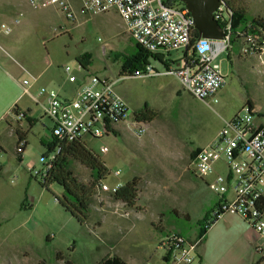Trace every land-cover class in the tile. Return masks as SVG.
Masks as SVG:
<instances>
[{"label":"rangeland","instance_id":"1","mask_svg":"<svg viewBox=\"0 0 264 264\" xmlns=\"http://www.w3.org/2000/svg\"><path fill=\"white\" fill-rule=\"evenodd\" d=\"M237 1L248 17H264V0ZM71 3L73 16L68 17L55 5L35 7L29 0H0V51L24 66L49 59L59 71L65 72L64 67L70 65L80 79L98 76L115 81L131 113L146 109L155 113L153 120H145L149 128L141 137L124 130L117 136L85 138L89 149L109 168L104 181L110 185L118 178L129 180L146 162L149 164L140 175L138 192L139 205L146 210H134L124 219L113 212L114 197L104 194L103 209L94 198L93 205L99 209L94 213L91 210L93 225L91 218L81 224L68 213L57 200L62 186L53 183L46 188L34 175L36 169H44L52 160L53 152L38 140L44 120L50 130L53 128V122L43 113L38 127L30 131L32 142L23 162L10 149L13 139L3 137L10 150L7 154L0 148V264H97L115 253L140 259H129L132 263L148 259L160 264L164 252L159 240L172 231L196 239L201 219L217 199L206 181L195 176L192 158L215 138L225 119L245 111L249 100L254 112L264 114V70L259 71L257 57L238 58L240 47L235 43L233 50L219 57L227 80L217 100L209 104L185 92L173 76H121L122 60L136 51L137 42L118 11L113 8L94 14L83 10L80 0ZM3 23L12 26L11 33L1 29ZM150 61L159 70L164 69L160 61L153 57ZM0 126L5 128L6 123ZM102 145H108L109 152L102 153ZM73 168L82 180L92 178L88 167L74 162ZM117 170H121L118 177L114 175ZM232 216L233 237L239 242L231 247L225 241L213 249L221 264H239L244 257L249 258L255 242L254 227L239 214L224 220ZM104 218L109 221L101 226ZM236 218L243 219L242 223Z\"/></svg>","mask_w":264,"mask_h":264},{"label":"built area","instance_id":"2","mask_svg":"<svg viewBox=\"0 0 264 264\" xmlns=\"http://www.w3.org/2000/svg\"><path fill=\"white\" fill-rule=\"evenodd\" d=\"M83 10L97 14L116 9L123 19L127 31L138 44L163 63L159 70L148 62L136 70L133 77L168 75L175 77L181 88L194 97L209 104L225 85L227 76L223 73L219 57L240 47L243 57L254 56L259 61V71L264 70V23L246 21L235 28L234 13L225 0L215 10L214 16L225 32L222 39L196 37L195 21L184 4H169L166 0H80ZM35 7L55 5L68 17L73 16L71 0H29ZM4 32L10 33L12 26L2 24ZM235 37L237 41L235 42ZM70 81H76L70 65L65 67ZM31 78L35 77L31 75ZM31 79H24V92L36 102H41L46 114L53 121L52 141H85V138L102 139L115 133L120 125L127 124L137 137L147 132L149 125L139 121L126 99L115 88V81L88 76L75 98H63L55 89L42 87L37 95L30 91ZM44 96L45 100L40 97ZM217 100V99H215ZM20 116L24 113L20 112ZM27 140L20 137L18 153L24 152ZM108 145H102V153L109 152ZM56 147L52 160L42 170H35L36 178L43 181L51 162L59 153ZM219 164L224 168L219 169ZM191 166L195 176L207 182L209 188L219 195V201L206 221V226L225 214H239L244 217L262 237L256 247L262 264L264 260V114L254 112L248 104L243 113L225 119L224 125L208 144L199 149L192 158ZM119 176L121 170L115 171ZM122 183L110 185L103 181L95 197L105 204L104 194L114 197L113 212L129 218L132 210L128 203L115 198ZM202 238L189 239L180 232L172 231L159 241L164 252L162 264H203L200 253ZM144 264H155L150 260Z\"/></svg>","mask_w":264,"mask_h":264},{"label":"crops","instance_id":"3","mask_svg":"<svg viewBox=\"0 0 264 264\" xmlns=\"http://www.w3.org/2000/svg\"><path fill=\"white\" fill-rule=\"evenodd\" d=\"M6 34H9V33H6ZM239 55L240 54L238 53L237 54L238 58H240ZM154 57L155 56H153V58ZM241 58H248V56L247 57L242 56ZM64 70H65V67H64ZM30 74L33 75L35 78L32 79ZM28 78H30L32 82L29 89L33 94L37 95L40 89L42 87H45L47 89L57 90L63 98H67V99L75 98L78 91L82 87L83 83L87 79L86 77L83 80L77 76L76 81H70L68 74L65 73L63 69H60L59 71L55 67V64L52 61H49V59H46L44 62H41L37 65L30 64L29 66H24V65L17 63L5 51H0V123L2 122L6 123L5 128L0 126V148L3 149L5 153L7 154L9 153V150L12 149L13 153L17 156V159L19 160V162H23L24 158H26L28 154V147L30 143L32 142L29 136L30 131L38 127V123H39L38 119L41 115H43V113L47 115L43 107V104L41 102H36V100H34L30 94H27L24 92V86L22 83L24 79H28ZM44 98H45L44 96L40 97L41 100H44ZM215 99H217V95L216 97H214V100ZM34 103L36 104V106L34 105ZM41 110H44V111L42 112ZM20 112L24 113V115L20 116L19 115ZM133 113H135V111H133ZM50 120L52 121L51 118ZM44 121L45 122H42L43 127L39 131L38 140L43 147H46L48 149L46 143H49L52 141V138H51L52 129L50 130L49 124L47 123L46 120ZM1 128H4L5 130L7 129V131H4ZM124 130H130L127 124L120 125L118 130L112 134L117 136V134L119 133L123 134ZM5 135L13 139V142L9 144V146L12 148L8 150H7V147H5L4 145L5 138L3 137ZM20 137H24L27 140V146L24 149V152L22 153H18L17 151V144H18V140ZM42 157H44V154L42 155ZM148 167H149V164H147L146 162V164L139 171H137L129 180H126L124 182L122 181L121 178H118L117 180L111 181L112 182L111 185H115L117 183L124 184L134 178H139V183H140V175L142 174V172H145ZM1 169L2 167L0 166V171ZM114 175L118 177L115 174V172H114ZM216 197L217 199L214 200L211 210L207 212L204 215V217L201 219V222L202 221L203 222L202 223L200 222V225H202L205 222L204 220L205 216L208 219L213 209L218 204L219 195H217ZM103 205L104 204L100 205V209L104 208ZM128 207L130 209L132 208L131 209L132 212L135 210L136 213H139V211L145 209L144 206L140 207L139 205V194H138V199L135 205L131 206L128 204ZM98 209H99L98 206H96L95 204L94 205L92 204L93 213L94 211H97ZM93 213H92V217H93ZM98 214H101V213H98ZM227 216H231V213L230 214L227 213L221 219L217 220L215 224H213L208 229L206 235L204 236V239L202 240V243L200 245V253L202 256L203 264H221L219 262V259L214 255L215 251L213 249L219 248V246L222 245V243H224L225 241H228L229 243H231L232 244L231 247L235 246L239 242V241L235 242V239L233 237V230L235 226L232 224V222L235 220V217L232 216V217H229L227 220H224L225 217ZM92 217L90 221L91 225H93ZM122 218L128 219L126 217H122ZM236 219L242 223L243 219H240V218H236ZM102 220L104 221V224L101 223V226L105 225L106 224L105 222L109 221L107 218H104ZM245 226L247 227L246 224ZM199 232H198V235H199ZM252 233L254 235L255 242H254V245L252 244L251 250L254 251L256 250V247L259 244V242H256V241H261L263 239L253 229H252ZM251 250L248 252L249 258L244 257L243 259L240 260L241 262L239 264H243V263L244 264H259L260 263V260L256 258L255 253H253V251ZM115 254L127 260L129 264H144V262L148 260L147 259L143 262L132 263L130 262L129 259L131 260H137V259L140 260V259L130 258L129 256H128V259H126L124 256L118 253H115ZM163 255L164 253L161 256V260L163 258ZM160 264H162V261L160 262Z\"/></svg>","mask_w":264,"mask_h":264},{"label":"trees","instance_id":"4","mask_svg":"<svg viewBox=\"0 0 264 264\" xmlns=\"http://www.w3.org/2000/svg\"><path fill=\"white\" fill-rule=\"evenodd\" d=\"M169 4H183L180 0H166ZM231 11L234 13L233 24L234 27H239V24L244 20L264 23V17H248L244 7L237 0H225ZM200 33L196 30V37H199ZM237 41L235 37V42ZM136 51L124 57L121 66V76H134L136 70L142 69L153 57L149 51L143 48L140 44H136ZM241 58L242 56L239 55ZM84 66V65H83ZM252 108L254 104L251 100L247 102ZM155 113L151 109L135 112V117L139 121H151L155 118ZM49 152H54L56 147L60 148L59 153L55 159L51 162V167L48 171L47 177L41 181V184L49 188L51 184L57 183L63 188L61 195L57 196L58 202L61 206L75 217L81 224H86L90 221L92 204L94 202L95 194L101 185V183L107 179L110 174V170L101 159V157L94 151L89 149L85 141H62L58 144L56 141L46 143ZM74 162H78L91 170L92 178L89 181L82 180L75 174L73 168ZM139 178H134L126 183L115 193L116 199H122L129 205H135L138 199L139 192ZM205 222L200 227L198 237L204 239L208 229L215 224L213 221L206 226L207 218H204ZM97 264H129L127 260L121 256L114 254L109 255Z\"/></svg>","mask_w":264,"mask_h":264},{"label":"water","instance_id":"5","mask_svg":"<svg viewBox=\"0 0 264 264\" xmlns=\"http://www.w3.org/2000/svg\"><path fill=\"white\" fill-rule=\"evenodd\" d=\"M189 9L195 27L200 36L212 39H222L225 32L215 19V10L224 2L223 0H180Z\"/></svg>","mask_w":264,"mask_h":264}]
</instances>
